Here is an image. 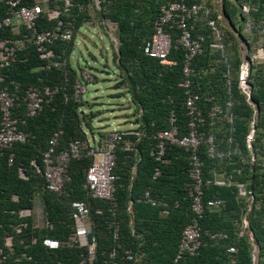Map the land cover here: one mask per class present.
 I'll return each mask as SVG.
<instances>
[{
	"label": "trees",
	"instance_id": "1",
	"mask_svg": "<svg viewBox=\"0 0 264 264\" xmlns=\"http://www.w3.org/2000/svg\"><path fill=\"white\" fill-rule=\"evenodd\" d=\"M166 1L155 0L152 6L148 5L142 10L136 9L134 0L113 2L103 0L100 4L99 12L102 13L104 8L108 9L102 15L118 23L119 47L114 55L116 59L114 61L121 79L117 85L124 87L125 92L130 94L131 102L135 105L137 112L134 121L137 125L136 130L142 133L139 137L135 134L125 136V139L131 142L130 149H125L124 142L118 145L115 169L118 179L113 202L91 197L85 187L86 172L92 163L91 157L70 161L68 171L71 180L65 185V192L61 195L46 190L42 176V155L52 137L57 138V150L67 148L75 139L87 138L83 124L90 125L81 119L82 103L75 97L74 87L80 79L76 70L68 63L67 56L74 49V37L83 23L82 18L88 3L91 2L97 8L95 0H71L67 10L63 6V1L51 0L53 7L61 11L60 20L63 23L69 21L72 23L71 40L55 42L53 45L55 54L50 60L40 58L34 44L29 42L26 48L18 53L16 61L6 69L7 80L20 82L23 88L30 85L62 86V89L44 105L38 115L27 119L22 127L27 134L26 141L16 143L10 150L0 151V246L3 245L6 235L13 234L15 237L12 250L6 249L7 264H35V262L56 264L57 261L64 264H78L80 254L84 250L67 244L73 232L70 206L74 199L84 200L90 208L92 231L97 237L95 264H110L109 252L116 244L120 245L116 257L117 264H170L176 255L183 229L192 217L187 196L188 156L183 148L168 146L165 157L169 159V162L160 163L154 160L150 151L156 143L157 133L169 128L172 111L176 118L179 135L187 132V115L184 107L187 97L186 89L179 86L184 79L183 52L181 49H171L168 58L175 62L172 65L162 63L143 53L145 41L152 37L153 22L159 13L160 5ZM196 1L203 2V0ZM235 1L240 5L242 12L240 16L244 25L251 23L254 27L252 33L258 37H264V33L261 32L264 0ZM243 4L249 5L248 13L243 12ZM209 7L211 8L210 4ZM227 7L228 3L225 1V13L228 12L226 15L232 18L231 14L236 15L237 10L231 11ZM5 13V10L1 9L0 17H3ZM211 17L215 19L221 36L218 39L215 32L202 19L196 24L193 35L203 34L205 41L203 53L193 60L195 72L191 88L199 95L198 103L205 114L211 105L224 104L231 99L233 117L232 119L217 118L213 125L206 124L203 127L205 137L199 147V154L204 163L203 177L205 180L212 181L209 185H205V198L221 200L224 198L228 207L227 212L238 206L236 198L238 188L235 185L223 189L213 182L214 178L211 175L216 174L213 171L218 162L224 164L227 162L226 169L233 178L232 181L247 184L249 194L257 192L252 203L259 202L261 207L259 209L254 207L252 210L250 208L248 211L251 218L248 220L249 230L253 233L259 248L257 264H264V170L261 166L264 163V151H260L257 148L258 145L254 144L264 138V63L251 65L248 78L251 85L249 99L239 91L232 75L225 76L223 85L218 88L214 80V75H218V69L213 62V54L219 56L218 62L222 64L220 67H223V71L231 73L232 64L225 54L227 49L225 31L213 13ZM56 24L57 21L47 20L44 14L38 23V29L53 28ZM240 39L246 41L244 35H241ZM216 42L223 47L212 46ZM238 65L239 62H236L235 68H238ZM85 74H82L83 78ZM124 82L126 86H123ZM220 93L221 96H219ZM210 96L213 100L207 101ZM253 103L257 106L258 116L252 143L256 162L251 167V154L246 146V136L250 131V121L255 111ZM13 115L24 116V106L16 108ZM219 127L224 129L220 141L216 135V129ZM259 127L263 129L260 133ZM209 135L213 137L212 143L208 141ZM210 146L215 148V156L218 152L240 151L244 157V164L237 155H232L228 159L209 156ZM263 146L261 144L260 147L263 148ZM10 152L14 153L11 164L8 162ZM229 163H231L230 166ZM157 167L160 169V174L154 178ZM236 169H241L240 173ZM20 171L24 173V177L20 175ZM146 191H149L152 197L169 205L167 214H164L163 205L151 206L149 203L138 201L142 199ZM260 193L261 197L258 195ZM36 195H40L45 209L47 225L42 230L34 227L33 215L24 217L19 215L22 209H33V199ZM175 203H178L177 207H174ZM241 203H243L242 199H240V222L242 209H244ZM222 205L216 211L207 210L204 213L200 220L203 243L196 255L183 258L180 264H230L233 261L232 258H235L236 264H254L252 243L247 232L240 235L239 226L235 227L232 221L225 217ZM110 209L114 210L115 218L120 226L117 240L113 238L112 230L109 228V222L112 219ZM97 210H101V214L96 213ZM21 222H25L26 227L20 233H16L14 227ZM207 232H226L228 237L225 240L213 241L209 239ZM45 237L60 240V248L46 249L42 244ZM229 246L237 247L235 256L227 253ZM125 253L139 256V261L122 260Z\"/></svg>",
	"mask_w": 264,
	"mask_h": 264
},
{
	"label": "built area",
	"instance_id": "2",
	"mask_svg": "<svg viewBox=\"0 0 264 264\" xmlns=\"http://www.w3.org/2000/svg\"><path fill=\"white\" fill-rule=\"evenodd\" d=\"M49 0H0V10H5V15L0 17V151L12 149L16 143L26 141L27 134L22 130L28 118L38 115L45 104L49 103L54 95L62 89L60 85H30L23 88L20 82L7 80L6 69H8L17 58L18 53L25 49L27 43L32 42L36 51L42 59H52L54 57L53 45L55 42H66L71 40L73 36V25L69 21L63 23L60 20L59 8H47ZM63 1L64 7L67 10L71 4V0H56ZM103 0H95L97 7ZM47 9H46V8ZM242 9L248 13L249 5L243 4ZM212 9L205 2L196 0H167L161 3L159 13L153 22V34L150 39L145 41L143 45V53L150 58L158 59L162 63L169 65L174 64L173 60H169V54L172 48L181 49L182 57V73L183 81L179 84L180 87L186 89V99L184 107L187 115V132L179 135L176 125L174 112H171L169 119L170 126L167 129L159 131L156 135V143L151 148L150 155L155 161L160 163H168L169 159L165 157L168 146H177L183 148L188 156V177L187 196L189 198V206L192 212L190 222L184 227L176 255L171 260L170 264H180V261L187 257L198 253L203 241V231L200 225V220L207 210H217L223 204L221 199L205 198V185H209L212 181L205 180L203 177V160L199 154V147L205 137L203 127L213 125L217 118L232 119L233 117V101L229 99L224 104H213L207 114L203 111L198 103L199 95L191 88L194 83L193 76L195 69L193 67L194 58L203 53V43L205 37L203 34L193 35L196 30V24L202 19L209 26L215 35L220 39L221 33L217 28L216 21L211 17ZM47 20H55L57 24L53 28L38 29V23L44 16ZM203 17V18H202ZM247 28L252 31L254 27L251 23L246 24ZM261 32L264 33V19L261 20ZM216 48H222L220 43L212 44ZM259 57L264 62V45L258 47ZM57 64V62H53ZM249 64L244 63L240 66L239 86L247 97L250 98ZM86 81L92 79L91 75H84ZM75 97L77 101H81L82 95L86 92V84L78 82L75 86ZM213 97L207 98V101H212ZM24 106V116L13 115L14 110L19 106ZM253 119L250 121V131L246 136V146L251 153L250 164L254 166L256 162L255 153L252 143L256 131L255 121L257 118V106H254ZM135 127L126 129H116L106 131V135L102 140L75 139L69 146L62 150H57V138L52 137L49 141L47 149L43 152L42 176L45 180V189L57 195L65 192V185L70 182L69 163L72 159H80L82 157H91L92 163L89 165L86 172V185L91 197L106 201L115 200V192L117 189L116 174L117 167V148L122 142L125 143V149L131 148L130 140H126L125 136L135 134L138 137L142 135ZM136 130V131H135ZM208 141L212 143L213 137L208 136ZM237 153V150L218 152L215 156V148L210 146L209 156L228 157ZM237 154L241 155L240 152ZM14 153L8 155L9 164L13 163ZM241 161L244 164L243 156ZM231 164V163H230ZM264 170V163L261 164ZM240 173L241 169H236ZM160 169L157 167L154 171V178L159 176ZM20 175L24 177V173L20 171ZM214 184H221L220 181L214 180ZM240 195H246L243 184H237ZM253 199V198H252ZM151 206L163 205L165 207L164 214H167L165 202H161L152 197L149 191L144 193L142 199ZM114 206H116L114 204ZM178 203L174 204L177 207ZM71 219L73 221V232L69 236L67 244L74 245L76 248L83 249L80 254L78 264H95L97 237L93 234L90 208L84 200L74 199L71 202ZM251 207L248 208L250 210ZM109 228L112 230L113 238L118 239L119 222L115 218V212L110 209ZM96 213L101 214V210ZM21 217L33 215V209H22L19 212ZM26 227L25 222H21L14 227L16 233H20ZM240 235H243L246 229L249 228V220L247 214L242 216V221L239 226ZM210 240L219 241L225 240L228 237L226 232H207ZM249 240L252 243V258L255 262V251L257 244L251 232L248 233ZM14 235H6L3 239V245L0 246V264H7L6 249L12 250L14 244ZM35 242V241H34ZM43 246L48 250H56L60 248L61 241L53 237H45L42 240ZM119 244H116L109 252L110 264H117L116 257L119 253ZM227 253L231 256L237 254V247L229 246ZM230 264H236L235 258ZM122 260L139 261V256L132 253H125ZM35 264H42L35 262ZM56 264H64L57 261Z\"/></svg>",
	"mask_w": 264,
	"mask_h": 264
},
{
	"label": "rangeland",
	"instance_id": "3",
	"mask_svg": "<svg viewBox=\"0 0 264 264\" xmlns=\"http://www.w3.org/2000/svg\"><path fill=\"white\" fill-rule=\"evenodd\" d=\"M113 1L118 0H111V2ZM225 1L228 3V10H237L236 15L231 14L232 18H230L229 15H226L228 12L225 13ZM154 2L155 0H134L135 7L138 10L145 9L148 5L152 6ZM203 2L210 4L215 18L218 19L225 31L227 45L225 54L227 59H230L232 64L231 73L230 71H223V67H220L222 64L218 62L219 56L215 53L213 54L212 59L218 69V75H214L215 83L217 84V87L220 88L225 81V76L231 77L232 75L239 87V91L241 92L242 90L239 86L238 77L240 73V66L243 62V55L247 53L246 57L250 62V71L252 64L256 65L257 63H264L263 59L259 57L258 52L259 45H264V37H258L253 33L246 34L243 32L245 25L243 23L242 16H240V13L242 12L237 1L203 0ZM52 7L53 3L49 0L47 8ZM99 8L100 7H94L91 2L88 3L85 11L86 14L84 12L82 18L83 23L81 27L77 29L74 37V49L72 53L67 56L68 63L74 70H76L80 82L83 85L86 84V92L82 95L80 102L82 103L81 110L83 111L81 119L87 121L90 125L87 126L83 124V130L86 132L89 139L94 137V139L99 137L103 139L106 135V132L103 129L106 128L111 130L113 128L126 129L128 127H135L134 121L137 114L136 107L131 102L130 94L125 92L124 87L117 85L121 79L119 76V69L114 61L116 60L114 59V55H116L119 47L118 23L110 20L109 17L104 16V14L102 15V13H105L108 9L104 8L101 13L99 12ZM241 35H244L246 38L245 45L240 42ZM236 62H239L238 68H235ZM83 73L90 74L92 79L90 81H86L82 77ZM123 86H126L125 82L123 83ZM221 95L222 94L220 93L219 96ZM253 105L255 106L256 104L253 103ZM262 130L263 129L259 127V133L262 132ZM223 132L224 129L222 127L216 129V135L219 138V141ZM254 144L258 145L257 148L260 151H264V146L263 148L260 147L261 144L264 145V138L258 142L256 141ZM215 168L216 169H214L213 172H216V174L212 173V178L219 181H225L229 178L226 165L224 163L218 162V165ZM232 185H234V181ZM232 185L230 187H232ZM219 187L223 189L230 188L229 186ZM244 188L247 192L246 195H240L239 192L238 194L236 193L238 201L237 208H231V211L227 212L226 209L228 207L226 206L225 199H222L224 205H222V210L226 214L225 217H228L232 221V225H235V227L239 226L241 223L240 199L243 200V203L241 204L244 207V209H242L243 213L241 217L248 213L247 218L250 220L251 214L248 211V208L251 207L252 210L254 207L255 209H259L261 207L259 202H256L255 204L252 203V197H254V195L256 196L257 192H251L252 194H249L248 191L250 190L247 184H244ZM258 195L261 197V193ZM33 210H35L32 217L34 227L40 230L44 229L47 225V221L40 195H36L33 199ZM258 256L259 248L257 247V250L255 251L254 264H257Z\"/></svg>",
	"mask_w": 264,
	"mask_h": 264
},
{
	"label": "crops",
	"instance_id": "4",
	"mask_svg": "<svg viewBox=\"0 0 264 264\" xmlns=\"http://www.w3.org/2000/svg\"><path fill=\"white\" fill-rule=\"evenodd\" d=\"M243 32L244 33H246V34H252V31L250 30V28H247V26H245L244 27V29H243ZM240 42H242V44L243 45H245L246 44V41H243L242 39H240ZM260 45H262V44H260ZM246 55H247V53H245L244 55H243V62L242 63H244V67H246V63H248L249 64V67H250V62L248 61V58H247V60L245 59L246 58ZM128 128H130V127H128ZM105 132L106 131H108V129L106 128V129H103ZM95 138V137H94ZM96 141L97 140H102V138H97V139H95ZM240 152V151H239ZM250 152V151H249ZM237 153H238V151H237ZM237 153H234L233 155H237V156H239L240 158H241V155H239V154H237ZM251 154V153H250ZM232 156V155H231ZM231 158V157H230ZM222 159H228V157H222ZM243 159H244V157H243ZM231 162V161H230ZM241 163H242V161H241ZM243 164V163H242ZM225 165L226 166H228L227 165V162H225ZM229 166H230V163H229ZM228 176H229V178L227 179V180H225V181H220L221 182V184H215V185H217V186H231L232 184H233V181H232V177H231V175L230 174H228ZM214 180H216V179H214ZM219 181V180H218ZM238 183H241V182H234V185L237 187V184ZM241 184H243V183H241ZM243 186H244V184H243ZM238 188V187H237ZM245 189V188H244ZM246 191V190H245ZM238 192H239V190H238ZM249 192V191H248ZM240 194V193H239ZM247 194V193H246ZM253 198V197H252ZM216 211V210H215ZM35 213V210H33V214ZM240 226V225H239ZM247 230V231H246ZM245 230V232H247V234L249 233V232H251L250 230H249V228L248 229H246ZM248 230H249V232H248ZM252 233V232H251ZM253 234V233H252Z\"/></svg>",
	"mask_w": 264,
	"mask_h": 264
},
{
	"label": "clouds",
	"instance_id": "5",
	"mask_svg": "<svg viewBox=\"0 0 264 264\" xmlns=\"http://www.w3.org/2000/svg\"><path fill=\"white\" fill-rule=\"evenodd\" d=\"M244 58V57H243ZM247 60V57L245 58ZM249 61V60H248ZM249 70H250V67H249ZM250 73V72H249ZM249 82V81H248ZM250 84V82H249ZM242 92V91H241ZM243 93V92H242ZM244 94V93H243ZM250 94H251V85H250Z\"/></svg>",
	"mask_w": 264,
	"mask_h": 264
}]
</instances>
